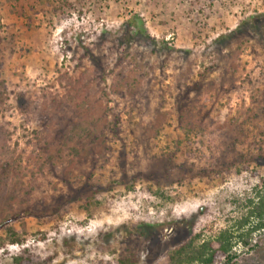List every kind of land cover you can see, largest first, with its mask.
<instances>
[{"label": "rangeland", "instance_id": "374dc122", "mask_svg": "<svg viewBox=\"0 0 264 264\" xmlns=\"http://www.w3.org/2000/svg\"><path fill=\"white\" fill-rule=\"evenodd\" d=\"M262 180L264 0H0V264H165Z\"/></svg>", "mask_w": 264, "mask_h": 264}, {"label": "trees", "instance_id": "16d2710c", "mask_svg": "<svg viewBox=\"0 0 264 264\" xmlns=\"http://www.w3.org/2000/svg\"><path fill=\"white\" fill-rule=\"evenodd\" d=\"M136 19V16L130 17L124 23L125 27L130 31L133 28L136 30L140 28ZM9 231L11 238L8 241L10 243L21 242L16 232ZM257 232H264V180L261 186L254 188V196L247 199L246 212L231 229L222 230L214 239L203 241L198 245L195 244V239L199 237V234L190 238L187 243L167 255L165 264H214L222 259L231 263L236 257L231 251L233 245L239 243L244 247L249 246L252 235ZM29 261V258L18 255L13 258L12 264H28ZM136 262L137 260L130 256L114 264H136Z\"/></svg>", "mask_w": 264, "mask_h": 264}]
</instances>
